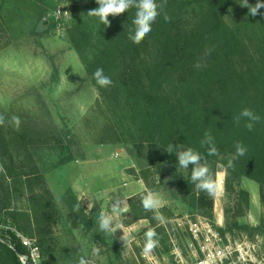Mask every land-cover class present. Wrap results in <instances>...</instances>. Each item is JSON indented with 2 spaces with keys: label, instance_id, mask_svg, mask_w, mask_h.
I'll list each match as a JSON object with an SVG mask.
<instances>
[{
  "label": "rangeland",
  "instance_id": "obj_1",
  "mask_svg": "<svg viewBox=\"0 0 264 264\" xmlns=\"http://www.w3.org/2000/svg\"><path fill=\"white\" fill-rule=\"evenodd\" d=\"M248 2L254 6L257 0ZM97 7L96 0H0V114L13 134L29 140L40 174L37 178L32 161L21 157L31 185L10 186L11 202L0 210L1 221L38 247L35 264H78L81 255L94 264H196L201 254L187 226L198 219L210 222L232 247L226 264H264V186L240 167L228 174V159L221 154L208 162L210 168L215 163L220 185L213 216L191 207L181 187L189 169L162 162L143 143L141 97L127 91L131 83L120 76L125 69L115 67L118 87L108 96L89 77L92 45L80 44L78 50L69 30L82 15L93 33L104 35L99 19L88 15ZM57 8L63 11L60 27L53 22L37 32L40 19L52 18ZM221 15L237 38L232 67L247 85L251 105L264 112V15H249L241 0H226ZM210 63L206 53L197 71ZM13 115L21 119L18 129L10 123ZM149 190L161 198L163 223L142 206ZM117 198L128 205L121 229L103 232L98 215L110 213ZM150 227L159 246L146 255L144 233Z\"/></svg>",
  "mask_w": 264,
  "mask_h": 264
},
{
  "label": "trees",
  "instance_id": "obj_2",
  "mask_svg": "<svg viewBox=\"0 0 264 264\" xmlns=\"http://www.w3.org/2000/svg\"><path fill=\"white\" fill-rule=\"evenodd\" d=\"M225 1L167 0L161 15L152 24V31L140 44L128 38L129 32L135 29L134 8L115 17L110 15V26L102 24L104 35L98 30L93 33L90 30L93 27L82 15L69 32L78 50L80 44L92 45L94 54L86 69L93 82L96 83L93 73L97 68H102L112 81L114 73L118 76L116 66L125 69L120 76L126 84L131 83L127 91L141 97L143 143L162 162L178 164L176 152L165 150L170 144L191 147L209 163L217 162L221 154L229 160L239 141L247 152L234 161L233 167L247 171L264 186V112L259 104L251 105L248 87L232 67V55L238 43L221 15ZM165 13L171 18L168 22L164 20ZM185 21L188 26L183 25ZM51 24L52 21L50 27ZM206 53L211 55V66L199 72L197 62ZM210 83H214L216 89L211 90ZM97 86L102 95L107 96L118 87L113 83L106 88ZM244 108L261 118L251 131L245 127L246 119L239 125L233 122V117ZM205 132L213 136L219 150L217 155H207L206 147L201 146ZM28 143L25 136L13 134L6 123L0 126V164L4 168L0 172V210L9 208L11 185H31L22 156L29 163L32 161L30 171L40 177ZM191 167L189 165V176L181 181L185 198L191 207L212 217L213 197L195 187ZM211 168L215 178V163ZM229 171L231 168L228 174ZM10 241L13 247L0 239V264H22L19 255L26 253L25 247L14 237Z\"/></svg>",
  "mask_w": 264,
  "mask_h": 264
},
{
  "label": "clouds",
  "instance_id": "obj_3",
  "mask_svg": "<svg viewBox=\"0 0 264 264\" xmlns=\"http://www.w3.org/2000/svg\"><path fill=\"white\" fill-rule=\"evenodd\" d=\"M98 7L92 9L88 12V15L97 17L101 24L104 26H110L111 21L108 17L111 15L113 17L129 11L130 9H135V18L133 24L135 26L134 32H129V39L135 43L140 44L141 41L152 31V24L155 22L156 18L161 15L167 0H162L161 3H157V0H96ZM241 6L247 7L249 9V15L255 17L257 15H264L260 12V9L264 8V0H257L255 5H250L248 0H241ZM170 17L165 13L164 20L166 22L170 21ZM93 77L96 83L101 87H110L113 83L109 76L104 74L102 68H97L93 73ZM242 119H246L245 127L251 131L254 128L255 123L260 121V116L255 114L251 109L244 108L241 110L239 115L233 117V122L239 125ZM6 123V118L4 115L0 114V126H4ZM10 123L14 124L18 129L21 125V119L19 116L13 115L10 119ZM201 146L206 147L207 155H217L219 150L216 147L214 138L210 132H205L204 138L201 140ZM235 154L228 160L227 167L232 168L234 166V161L239 157L246 154L247 148L242 142L237 141L234 145ZM168 153L176 152V157L178 161L179 168L188 169L191 165V181L194 183L195 187L203 192H206L210 197H215L219 194L220 185L218 181L214 178L212 171L208 165V162L204 156H202L198 151L191 147L184 148L182 145L173 146L170 144L167 149ZM3 165L0 164V172H3ZM141 203L145 211H151L154 213V219L164 222V217L158 211L161 207V198L158 193L151 190L147 191L141 197ZM128 211V205L126 200L114 199L111 204L110 213L101 211L97 218V223L99 229L106 233H115L117 229H121L120 217L123 213ZM145 243L143 247L144 254L152 253L159 246V238L156 230L154 228H148L145 233ZM124 242V246L129 243V238L127 234L121 237ZM100 249L94 247L92 252L94 255L99 254ZM78 264H94L90 259H86L83 255L79 257Z\"/></svg>",
  "mask_w": 264,
  "mask_h": 264
},
{
  "label": "built area",
  "instance_id": "obj_4",
  "mask_svg": "<svg viewBox=\"0 0 264 264\" xmlns=\"http://www.w3.org/2000/svg\"><path fill=\"white\" fill-rule=\"evenodd\" d=\"M62 13V8H57L54 10L52 18L49 19L50 23L51 21L52 23L54 22L57 28L61 25L60 19ZM187 231L192 242L197 245L196 251L201 254L196 264H226V261L232 257V247L223 243L219 231L210 222L199 219L190 221L187 226ZM13 237L26 249L25 254L19 255L21 263L35 264V259L38 257V247L29 238L0 220V239L13 247L10 241Z\"/></svg>",
  "mask_w": 264,
  "mask_h": 264
},
{
  "label": "water",
  "instance_id": "obj_5",
  "mask_svg": "<svg viewBox=\"0 0 264 264\" xmlns=\"http://www.w3.org/2000/svg\"><path fill=\"white\" fill-rule=\"evenodd\" d=\"M49 23H50L49 17L47 15H44L38 22L36 26V31L43 32L49 27Z\"/></svg>",
  "mask_w": 264,
  "mask_h": 264
}]
</instances>
